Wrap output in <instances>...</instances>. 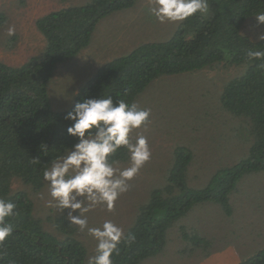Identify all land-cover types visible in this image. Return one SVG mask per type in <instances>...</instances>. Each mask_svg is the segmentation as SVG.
Returning a JSON list of instances; mask_svg holds the SVG:
<instances>
[{
  "label": "trees",
  "instance_id": "obj_1",
  "mask_svg": "<svg viewBox=\"0 0 264 264\" xmlns=\"http://www.w3.org/2000/svg\"><path fill=\"white\" fill-rule=\"evenodd\" d=\"M135 2L87 0L80 6L54 10L36 21L46 42L40 54L20 66L0 60V198L16 203L20 210L18 217L10 219L17 228L0 248V264H87L88 250L77 236V226L63 214L52 220L55 233L50 232L34 215L29 190L15 189L13 180L39 191L45 184L47 162L76 142L66 132L70 122L63 119L72 107L61 111L52 108L48 82L60 63L89 45L102 18L129 9ZM208 3L207 14L197 13L182 21L168 40L140 44L99 67L76 95L75 102L101 93L135 102L159 77L216 63L245 65L243 74L224 85L220 100L224 109L249 125L252 143L248 155L216 170L205 187L191 188L188 174L192 152L186 146H177L166 184L151 192L148 203L125 233L135 234L136 241L121 244L114 264H141L161 251L174 221L198 203L219 202L232 215L230 195L238 181L247 173L264 170V59L250 60L247 55L249 50L264 51V41L244 33L246 22L264 12V0ZM6 23V15L0 12V30ZM16 40L17 36H11L7 44L11 47ZM42 143L48 145L46 153L41 150ZM128 159L126 149L115 157L117 163ZM196 240L201 238L197 236ZM236 264H264V248Z\"/></svg>",
  "mask_w": 264,
  "mask_h": 264
},
{
  "label": "rangeland",
  "instance_id": "obj_2",
  "mask_svg": "<svg viewBox=\"0 0 264 264\" xmlns=\"http://www.w3.org/2000/svg\"><path fill=\"white\" fill-rule=\"evenodd\" d=\"M87 0H0V12L7 17L0 30V60L20 66L40 54L45 39L36 27L41 16L54 10L80 6ZM148 0H136L133 7L113 12L96 25L91 41L77 56L60 63L48 82L52 108L68 110L76 95L96 70L112 59L131 52L140 44L168 40L179 24L161 23L147 9ZM15 26V45L9 46V26ZM264 31L255 18L249 19L244 33L256 39ZM245 72V65L216 63L204 69L159 77L149 83L135 101L140 108H150V122L134 130L148 138L152 158L132 181L128 192L121 195L112 211L97 206L85 213L89 227H99L111 220L124 228L134 224L141 207L148 203L151 192L166 184L177 146L192 152L188 185L205 187L216 170L231 166L248 155L252 143L245 119L223 108L220 94L224 85ZM118 167L129 166L118 162ZM15 189H27L36 217L45 228L55 233L54 219L66 215L49 207L51 199L45 182L37 192L13 180ZM232 215L216 201L198 203L177 218L167 232L164 248L144 259L141 264H236L264 248V170L245 174L230 195ZM78 214V213H76ZM77 226V225H76ZM77 236L85 244L87 255H95L96 241L87 230ZM201 240H196V237Z\"/></svg>",
  "mask_w": 264,
  "mask_h": 264
},
{
  "label": "clouds",
  "instance_id": "obj_3",
  "mask_svg": "<svg viewBox=\"0 0 264 264\" xmlns=\"http://www.w3.org/2000/svg\"><path fill=\"white\" fill-rule=\"evenodd\" d=\"M148 4V13L161 23H178L209 11L208 0H148ZM254 17L258 26L264 25V12ZM15 31L14 25L9 26L7 34L14 36ZM256 39L264 41V31H258ZM247 55L250 60L264 59V51L249 50ZM150 117V108L142 109L135 102L103 93L74 102L63 117L70 122L67 135L76 142L64 154L47 162L43 179L51 197L49 207L61 213L71 209L67 213L69 223L79 226L81 232L87 230L97 242L96 254L88 258L87 264H114L121 244L136 241L135 234L126 235L124 228L111 220H105L99 227H89L85 213L97 206L112 211L121 195L130 190L129 182L150 162L148 138L139 134L135 141L132 139L133 131L145 127ZM40 147L47 152V143ZM121 149L129 153V166L123 168L115 160ZM19 215L16 203L0 198V248L17 228L10 219Z\"/></svg>",
  "mask_w": 264,
  "mask_h": 264
},
{
  "label": "crops",
  "instance_id": "obj_4",
  "mask_svg": "<svg viewBox=\"0 0 264 264\" xmlns=\"http://www.w3.org/2000/svg\"><path fill=\"white\" fill-rule=\"evenodd\" d=\"M238 262H239V261H238ZM238 262H237V263H238Z\"/></svg>",
  "mask_w": 264,
  "mask_h": 264
}]
</instances>
